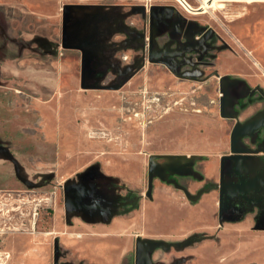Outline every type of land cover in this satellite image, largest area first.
<instances>
[{"label": "rangeland", "instance_id": "374dc122", "mask_svg": "<svg viewBox=\"0 0 264 264\" xmlns=\"http://www.w3.org/2000/svg\"><path fill=\"white\" fill-rule=\"evenodd\" d=\"M186 1L192 7L183 8L175 0H0V264H20L23 257L39 256L37 248L27 245L47 239L52 240L49 264H85L61 242L66 235L59 237L48 227L58 222L107 225L117 216L132 217L158 182L184 190L192 206L177 207L172 213L188 215L203 194L216 189L219 224L249 214L254 228L264 229L262 151L247 153L251 158H240L238 163L233 160L229 169L222 157L231 152L222 155L213 178L189 193L185 178H176L172 171L181 161L175 158L182 155L161 148L174 146L189 124L198 134L207 133L202 121L196 127L184 117H222L220 86L230 101L242 92L251 95L253 89H261L258 92L263 95L264 0ZM197 7L203 10L196 12ZM260 94L257 99L264 100ZM36 103H50L62 117L49 122L54 128L59 119L62 139L73 130L68 119L71 112L85 118L86 109L99 108L106 123L99 131L104 133L95 134L97 130L87 127L83 138L103 141L110 154L123 157L125 152L120 151L130 137L135 157L144 165L140 183L101 172L94 157L102 149L96 145L93 161L65 177L67 170L52 165L57 156L55 141L43 140ZM263 109L264 102L256 114ZM227 122L231 124L232 119ZM232 127L224 128L229 139ZM260 134L259 129L254 141L243 136L242 142L252 148L264 146V139L258 141ZM185 137L184 142L191 139ZM153 154L160 155L154 158L155 165L163 167L152 178L147 195L148 157ZM195 156L188 158L194 162ZM168 160L173 163L166 164ZM192 172L191 178L203 176L195 169ZM224 179L240 183H229L231 193L249 189L247 199H232L244 211L234 220L219 219L225 195L220 194L219 185ZM166 207L152 209L159 219L149 227L176 228L175 220H161L172 214ZM216 233L200 230L179 241L157 239L169 245L153 248L145 264H186L185 248L205 239L217 240ZM127 237L128 250L121 264H135L134 241L147 237ZM158 249L163 256L155 259Z\"/></svg>", "mask_w": 264, "mask_h": 264}, {"label": "crops", "instance_id": "0c3cea01", "mask_svg": "<svg viewBox=\"0 0 264 264\" xmlns=\"http://www.w3.org/2000/svg\"><path fill=\"white\" fill-rule=\"evenodd\" d=\"M175 1L180 3L183 8L187 7L186 4L190 5L186 0ZM31 3H35L34 0H31ZM41 12L46 14L45 11ZM52 13L54 12L49 11V14ZM238 75L242 76L241 74ZM72 83H75V81L72 80ZM261 84H264V81ZM234 87L237 89V86ZM258 94L260 93L254 92L253 95H248L247 92H242L237 95L233 103V109L238 112V121H246L257 115L256 113L260 111L264 100L257 99ZM70 96L73 97L72 95ZM261 96L264 97V95ZM50 105V103L48 105L36 103L35 109L39 113L37 124L39 129L42 130V138L45 142L50 143L55 141L57 156L52 165L56 169L60 168L61 171L67 170L65 177L81 170L93 161L91 158L95 155H93L92 149L96 145V147H101L102 149L94 157L99 162L101 172L105 175L118 176L127 183H140L144 165L142 159L141 161L136 159L135 146L132 144L130 137L127 140L126 146L124 143L123 151H120L125 152L123 157L118 154H110L108 148H105L103 141L97 142L83 138V136L87 135V132L85 133V128L87 127L97 130L95 134L104 133L99 131L104 125L106 126L99 108L86 109L85 118L81 117V113H78V115L76 111L71 112L72 116L68 119L73 130L67 131L68 134L62 139L61 135L63 133L60 131L61 126L59 124V119L62 117L57 115V112L53 111ZM54 113L56 114L55 116ZM77 115L80 117L77 118ZM56 116H59V119L56 120L54 128H52L49 122L51 119V122H53V118L55 119ZM201 117V119H195L193 115L191 117L188 115L184 119L187 121L192 120L191 123H194L196 127H199L202 121V125L207 126L205 127L207 133L198 134V129L194 130L190 126L191 124H189V127L184 129V132L181 133V137L176 141L174 146L161 147L162 152H177L184 157L176 165L182 170L189 169L190 166L188 163L180 162H186L189 155H196L194 162L192 161L193 165L191 166L192 170H190V173H175L176 178H185L184 183L189 193H194L201 187L205 179H212L219 169L220 157L230 153V139L224 132V128L225 126L231 128L235 119L216 117L215 115H202ZM230 119H232L231 124L227 122ZM71 122H74V124L72 125ZM98 122L99 126L101 124L102 127L97 126ZM126 127L129 128V126ZM260 132L261 138L258 141L264 139V127L260 128ZM185 136H190L191 139L188 142H184L183 138H186ZM119 149H116L117 152L115 151V153H118ZM201 156H206L207 158L201 160L199 159ZM64 158L66 159L63 160ZM245 164L248 166L247 163ZM193 169L202 173L201 179H195L196 176L191 178L194 176ZM191 174L192 176L190 177ZM151 191L152 193L149 198L141 200L139 208L132 217L124 218L117 216L107 225L83 222L66 225L58 222V224L54 223L50 225L47 230L48 232L56 233L59 237L65 234L66 237L61 238V242L73 252H77L78 257L86 261L85 264H121V257L128 250H125V248L128 246L127 236L129 235L141 236L143 234L148 239L179 241L184 239L189 233L200 230H217V240L205 239L193 246L186 247L183 251L184 255L189 257L186 264H264V229H255V220L249 214L241 220L219 224L217 220L218 196L216 189H211L209 192L203 194L188 215L172 213L178 210L177 207H181V210L192 207L185 196L184 190L175 188L166 182H158L153 186ZM162 205L167 206L166 208L172 214L169 217L162 216L161 220L163 221L166 218L175 220V224H177L176 228L163 230L149 227L159 219L153 215V213L156 214L153 210H158V207ZM51 245V239L43 240L41 243L33 241V243L27 245L28 249L29 247L37 248L40 255L23 257L20 264H49ZM145 250L146 247H143V256H145ZM161 256L163 254L160 249L154 251L153 258L157 259L161 258ZM181 256L177 258L181 259ZM145 259L143 258V264Z\"/></svg>", "mask_w": 264, "mask_h": 264}, {"label": "water", "instance_id": "95a60500", "mask_svg": "<svg viewBox=\"0 0 264 264\" xmlns=\"http://www.w3.org/2000/svg\"><path fill=\"white\" fill-rule=\"evenodd\" d=\"M211 0L207 1V4H210ZM195 11H202L201 7H197L194 9ZM260 92L262 91L261 89H258ZM220 92H221V97H220V103H219V112L222 117H230V118H237V111L234 109H231L228 111L229 106H233L234 100L233 98H236L235 96L231 97V101L229 100V96H227V91L220 86ZM264 95V93H262ZM264 126V109L260 112L259 115L252 117L250 119H247L246 121L240 122L236 121L235 124L233 125L231 132H230V152L231 155H227L222 157V162L227 161V167L229 169V164L230 162L232 163H238V159L243 158V159H249L251 158V155H248L247 153H256L259 151H262L264 153V146L263 145H258L257 147H250L247 146L242 142V137L243 136H249L251 137V140L254 141V138L257 136L258 131L261 127ZM244 154V155H243ZM160 155H149L148 157V188H147V195H150V190H151V181L156 172L159 170V168L163 167L162 165H155L154 158L158 157ZM183 156L176 157V160H181L183 159ZM191 161V162H190ZM193 159L188 158L186 159V163L190 166L192 164ZM246 161V160H245ZM179 162V161H176ZM173 163L172 161L168 160L166 164H171ZM173 166V165H172ZM224 165L221 167V173H223L224 170ZM191 166L189 169H177V166H174V171L175 173H190ZM225 173V172H224ZM262 182H264V176L261 175ZM229 183L234 184V185H240V183H235L231 181H226L225 179L220 181L219 185V192L220 194L225 192L224 195V200L222 199L223 202L220 203V213H219V219H230L234 220L237 219L240 214H242L244 211L241 209V204L237 203L235 205L232 204V199L233 197L236 198H246L247 199V193L249 189L246 188H240L238 189L237 192L231 193ZM221 200V198H220ZM233 210V212H232ZM235 211V212H234ZM184 243V242H182ZM169 245L168 242H165L163 240H157V239H140L137 238L135 241V264H143V258H146L144 261L147 262V260L150 257V252L153 248L155 247H161V248H166ZM143 247H146L145 250V256L142 255V249ZM56 248V245H55ZM56 251V249H55Z\"/></svg>", "mask_w": 264, "mask_h": 264}, {"label": "bare ground", "instance_id": "6f19581e", "mask_svg": "<svg viewBox=\"0 0 264 264\" xmlns=\"http://www.w3.org/2000/svg\"><path fill=\"white\" fill-rule=\"evenodd\" d=\"M212 2H213V1L211 0V3H210V4H213ZM185 4H186V3H185ZM214 5H215V4H214ZM186 6H187L188 8L191 7V6L187 5V4H186ZM190 11H191V10H190Z\"/></svg>", "mask_w": 264, "mask_h": 264}, {"label": "flooded vegetation", "instance_id": "af4514ba", "mask_svg": "<svg viewBox=\"0 0 264 264\" xmlns=\"http://www.w3.org/2000/svg\"><path fill=\"white\" fill-rule=\"evenodd\" d=\"M254 92H257V93H259V92H258V90L256 91V89H255L251 95H253V94H254Z\"/></svg>", "mask_w": 264, "mask_h": 264}, {"label": "trees", "instance_id": "16d2710c", "mask_svg": "<svg viewBox=\"0 0 264 264\" xmlns=\"http://www.w3.org/2000/svg\"><path fill=\"white\" fill-rule=\"evenodd\" d=\"M137 205H138V204L136 203L135 207H137ZM80 260H81V259H80Z\"/></svg>", "mask_w": 264, "mask_h": 264}]
</instances>
